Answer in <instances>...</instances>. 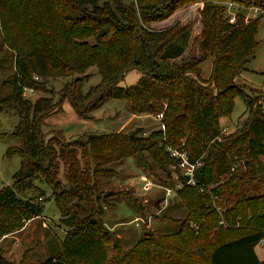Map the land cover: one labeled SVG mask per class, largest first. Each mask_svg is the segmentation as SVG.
I'll return each mask as SVG.
<instances>
[{"label": "trees", "instance_id": "1", "mask_svg": "<svg viewBox=\"0 0 264 264\" xmlns=\"http://www.w3.org/2000/svg\"><path fill=\"white\" fill-rule=\"evenodd\" d=\"M196 1L202 2L199 55L186 57L189 24L152 23ZM225 2L236 6L232 21ZM243 8H257L256 15H246ZM261 15L264 0H0L1 40L14 53L12 89L0 97V111L16 109L10 134L20 140L6 149L7 155L19 154L20 164L12 184L0 188V237L19 229L22 218L41 214L43 202L37 198L46 197V190L34 182L37 178L50 187L48 197L67 229L34 264H264L254 249L264 237V190L254 179L264 159V109L260 94L234 81L254 53ZM207 58L210 73L203 78L200 64ZM90 65L101 78L83 92ZM130 69L141 75L120 85ZM74 72L81 74L62 86L58 103L67 99L82 116L87 106L92 110L107 98H123L132 112H162V127L147 135L138 126L130 132L91 131L82 142L43 140L40 125L58 104L46 95L31 100L23 89L48 90V77ZM235 96L245 102L248 115L241 126L221 132L219 119L230 113ZM6 135L0 131V137ZM168 145L200 161L195 183L179 173L182 185L176 193L186 215L174 232L147 231L125 250L96 216L115 201L101 193L96 178L89 179L77 147L96 165L137 154L142 161L149 157L157 166L179 169ZM165 173L171 177L170 170ZM28 187L39 189L36 197L17 193ZM119 194L114 191L112 197ZM217 197L220 210L213 204ZM0 264L28 263L7 258L0 248Z\"/></svg>", "mask_w": 264, "mask_h": 264}, {"label": "rangeland", "instance_id": "2", "mask_svg": "<svg viewBox=\"0 0 264 264\" xmlns=\"http://www.w3.org/2000/svg\"><path fill=\"white\" fill-rule=\"evenodd\" d=\"M225 4L230 15L234 17L236 6L231 8L232 3L225 2ZM201 6V1L193 2L183 6L167 19L152 23L155 27L168 25L175 20L189 24L191 38L185 52L186 57L199 55L197 43L201 28L199 13ZM256 9L243 8L242 10L246 15L254 16L256 15ZM256 41L253 55L248 60L245 69L235 76L234 81L242 85L248 93L260 94L264 109V15L260 17ZM210 66L211 58L201 62V76L203 78L209 76ZM13 71L14 53L2 42L0 34V97L11 91L10 77ZM84 73L87 74V80L84 82L82 89L83 92H86L89 86L100 80L101 76L96 65L88 66ZM80 74L74 72L67 75L48 77L46 81L48 90H27L24 94L31 100L42 95L52 96L55 104H58V109L48 114L40 125L43 140L46 141L54 137L64 142H82L88 134L92 133L91 131L122 130L130 132L138 126H141L143 134L147 135L151 130L162 127V112H132L127 106L128 101L123 98H107L100 106L92 110L87 106L82 116L75 112L67 99L62 104L58 103L62 86ZM140 75L139 70L130 69L119 79V84L124 86L133 84ZM90 98L83 103H86ZM247 115L248 110L245 102L240 96H235L230 113L219 119L221 132L227 133L241 126ZM17 119L18 113L14 107H8L0 111V131L7 134L5 137H0V188L12 184V175L20 164L19 154H6L9 145L18 144L20 141L10 134ZM77 148L81 164L85 165L89 179L96 178L101 193H109L107 199L110 202L115 201L114 204L104 206L103 213L96 214V216L100 217L99 219L111 232L113 239L119 241L123 249L126 250L132 246L147 231L168 233L178 229L180 221L185 217L187 210L182 204L181 196L176 193V189L182 185L181 179H179V173H182L180 168L165 163L160 167L157 166V163L154 164L149 157L147 161H142L141 158L138 159L139 155L137 154L129 155L122 160L108 161L96 165L88 154L83 155L81 148ZM167 148H170V151L182 150L177 145H168ZM263 162L264 159L261 161L259 172L254 177L262 191L264 190ZM162 167L166 169H162ZM100 169L101 171H99ZM167 169L170 170V178L165 173ZM143 176L153 182L148 189L143 187ZM58 178L64 180L62 167H60ZM220 179L224 180L225 174H222ZM34 182L46 190V197L43 195L42 199L37 198L38 201L43 202L41 214L22 218V225L19 229L5 233L0 237V248L7 258L13 261L22 258L28 264H34L36 261L42 260L48 254L50 247L57 245L64 237L67 229V226L62 222V215L55 201L52 197H48L51 192L50 187L37 178L34 179ZM167 188H171L169 193L166 191ZM118 190L122 191V194L117 195L119 198L112 197V192ZM38 192L37 187L17 190V193L23 197H36ZM219 200L220 198L217 197V202L213 203L217 210H220L223 205ZM81 204H84V202H81ZM68 206L70 211L76 210L71 201L68 202ZM77 215L82 216V213L78 211ZM223 225L226 226L227 224L223 222ZM255 247L264 249V237L263 242H257Z\"/></svg>", "mask_w": 264, "mask_h": 264}, {"label": "built area", "instance_id": "3", "mask_svg": "<svg viewBox=\"0 0 264 264\" xmlns=\"http://www.w3.org/2000/svg\"><path fill=\"white\" fill-rule=\"evenodd\" d=\"M233 19H234V17L231 16L230 17V20L232 21ZM35 77H37V76H35ZM27 90L33 91V89H31V88L25 87L23 89V94H25ZM217 138H219V137H217ZM171 154H173V155H175V156L178 157L177 165L180 167V169L182 171V174L188 176L186 182L187 183H189V182L195 183V179H194V169H195L196 166L199 165L200 161L199 160H195V161L189 160L186 152L183 151V150H181V151L172 150L171 151ZM142 179H143V187L145 189H148V188H150V186H152L153 182L150 179H148L145 176H143ZM166 191H167V193H169L171 191V188H167ZM259 242H263V238H261L259 240Z\"/></svg>", "mask_w": 264, "mask_h": 264}, {"label": "crops", "instance_id": "4", "mask_svg": "<svg viewBox=\"0 0 264 264\" xmlns=\"http://www.w3.org/2000/svg\"><path fill=\"white\" fill-rule=\"evenodd\" d=\"M57 245H53V246H51L50 247V249H49V251H51L53 248H55ZM254 249H255V252H256V254H257V256H258V258L259 259H261V260H263L264 259V249H257L256 247H254ZM49 251H48V253H49ZM47 256V255H46ZM45 256V257H46Z\"/></svg>", "mask_w": 264, "mask_h": 264}]
</instances>
